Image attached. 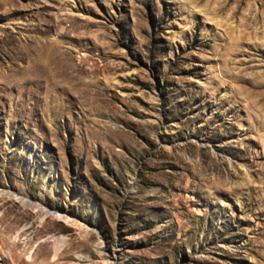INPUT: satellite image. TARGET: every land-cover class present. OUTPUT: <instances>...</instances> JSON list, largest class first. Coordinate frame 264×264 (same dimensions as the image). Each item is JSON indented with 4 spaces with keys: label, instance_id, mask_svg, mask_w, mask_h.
Instances as JSON below:
<instances>
[{
    "label": "rangeland",
    "instance_id": "374dc122",
    "mask_svg": "<svg viewBox=\"0 0 264 264\" xmlns=\"http://www.w3.org/2000/svg\"><path fill=\"white\" fill-rule=\"evenodd\" d=\"M0 264H264V0H0Z\"/></svg>",
    "mask_w": 264,
    "mask_h": 264
},
{
    "label": "bare ground",
    "instance_id": "6f19581e",
    "mask_svg": "<svg viewBox=\"0 0 264 264\" xmlns=\"http://www.w3.org/2000/svg\"><path fill=\"white\" fill-rule=\"evenodd\" d=\"M41 51H42V50H40V51L38 50L37 53H36L38 59H41V57H44V56H45V55L42 54L43 51H42V52H41ZM45 52H46V51H45ZM6 195L14 196L17 200L22 201L24 204L26 203V202L24 201V197L22 198L20 195H17V194H16V195H15V194H12V195H11V194H6ZM19 196H20V197H19ZM25 205H26V204H25ZM60 218L65 219V218H63V217H60ZM72 223H73L77 228H80V225H79V224H77V223H75V222H72ZM28 257L30 258V256H28Z\"/></svg>",
    "mask_w": 264,
    "mask_h": 264
}]
</instances>
